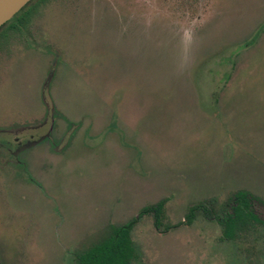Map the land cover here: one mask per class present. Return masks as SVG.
Wrapping results in <instances>:
<instances>
[{
  "label": "rangeland",
  "instance_id": "1",
  "mask_svg": "<svg viewBox=\"0 0 264 264\" xmlns=\"http://www.w3.org/2000/svg\"><path fill=\"white\" fill-rule=\"evenodd\" d=\"M238 190L264 200V0H45L0 38V264H78L160 200L131 264H264L263 207L179 224Z\"/></svg>",
  "mask_w": 264,
  "mask_h": 264
},
{
  "label": "trees",
  "instance_id": "2",
  "mask_svg": "<svg viewBox=\"0 0 264 264\" xmlns=\"http://www.w3.org/2000/svg\"><path fill=\"white\" fill-rule=\"evenodd\" d=\"M44 1L31 0L0 29V38L10 33H22L27 30L36 6ZM259 32L260 30L256 31L251 40L240 46L251 43L259 35ZM255 202L264 203L262 199L249 191L238 190L231 194L217 210L212 202L198 203L189 207L184 221L179 224H192L198 213L205 216L212 214L213 218L225 227L227 235L232 236L236 232L240 215L255 217L253 213ZM164 206L165 201L160 200L155 204L143 207L138 215L128 222L119 226L111 225L108 232L95 244L77 254L76 261L78 264H131L136 257L131 231L140 217L150 214L153 217L154 227L160 231H168L174 227L165 224Z\"/></svg>",
  "mask_w": 264,
  "mask_h": 264
},
{
  "label": "water",
  "instance_id": "3",
  "mask_svg": "<svg viewBox=\"0 0 264 264\" xmlns=\"http://www.w3.org/2000/svg\"><path fill=\"white\" fill-rule=\"evenodd\" d=\"M31 0H0V29Z\"/></svg>",
  "mask_w": 264,
  "mask_h": 264
},
{
  "label": "flooded vegetation",
  "instance_id": "4",
  "mask_svg": "<svg viewBox=\"0 0 264 264\" xmlns=\"http://www.w3.org/2000/svg\"><path fill=\"white\" fill-rule=\"evenodd\" d=\"M9 151H10V149H9ZM263 201H264V200H263ZM262 207L264 208V203L260 204V203H258V202H255V205H254V211H253L255 217H253V218H256V217H257L255 211H256V210L258 211V209L260 210V208H262Z\"/></svg>",
  "mask_w": 264,
  "mask_h": 264
}]
</instances>
